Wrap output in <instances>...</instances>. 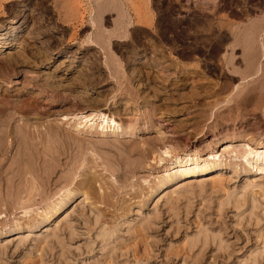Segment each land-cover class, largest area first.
<instances>
[{
    "label": "rangeland",
    "instance_id": "rangeland-1",
    "mask_svg": "<svg viewBox=\"0 0 264 264\" xmlns=\"http://www.w3.org/2000/svg\"><path fill=\"white\" fill-rule=\"evenodd\" d=\"M142 1L0 0V27L20 30L0 56V264H264V163L242 156L255 133L264 143V117L215 116L233 104L230 93L206 96L216 107L199 115L192 92L224 81L223 53L261 45L264 0ZM104 31L124 63L144 62L141 85L130 73L120 85L87 41ZM155 51L170 53L162 69L197 67L199 84L161 79ZM50 80L67 90L57 94ZM97 112L121 128L79 117ZM167 148L226 165L175 178Z\"/></svg>",
    "mask_w": 264,
    "mask_h": 264
},
{
    "label": "bare ground",
    "instance_id": "bare-ground-1",
    "mask_svg": "<svg viewBox=\"0 0 264 264\" xmlns=\"http://www.w3.org/2000/svg\"><path fill=\"white\" fill-rule=\"evenodd\" d=\"M147 2H148V0H147ZM108 4H109V2H108ZM145 4H146L147 7L145 9L143 7L144 10L141 7H139V6H135V7H138L137 8L138 10H140L139 8H141V10H142L141 16L142 15L143 16L144 15H147V16L150 15L149 18L150 19H153L154 13L152 11H150V9H148V6H149L148 4L149 3L148 4L147 3H144V5ZM138 5H140V3ZM141 5H143V3H141ZM102 8H104V7H102ZM101 12H103V11H101ZM139 13H140V11H139ZM143 18H145V17H143ZM97 19L96 18H92V20L90 22L92 23V25L94 27H98V25L101 23L99 27H102L101 26L102 25V22H100V20H102V18H100V20L99 19L97 20ZM147 21L149 22V20H147ZM148 24L150 25V23H148ZM121 25H122V23H121ZM124 28H126V26ZM121 34H122V32H121ZM112 35H114L113 31L112 32H108V33H107V31H104L101 34L99 33L98 35L90 34L88 36V38H87V41L88 42H91L92 45L95 44L96 46H99L102 49V52H104V54L100 50L99 51L101 52V54H103V61H104V58H106V60H107V61L105 60L107 62L106 65H108L109 67H111V64H112V66H114L116 68L117 73H115V74L120 75L119 76V80H118L120 82L119 83L120 85H122V83L125 82V80H127V79H125L124 81H120L121 79H124V77L126 78V75H128V73L133 74V75H136L135 78L138 79V83L140 84L141 83V80L139 79V73H140V71H139V68H138V64H141L143 61L140 58V60L142 62L141 61L138 62L139 61V57H137V55H136V57L133 56V59L130 58V60L128 61L129 63H124L125 61L122 58H120L118 55H116L113 50H110V46L109 45H110V43H112V38H113ZM19 37H20V30H19V27L18 26H14L13 28H11V32H9V34L8 33L6 34V32L4 31L3 28L0 29V56L1 57H2L3 54H6L10 49H12L13 47H16L17 46V41H18V39H20ZM260 42H261V45L260 46L259 45L258 46H250V48H246L244 50L243 54L242 55L240 54L241 56L238 55V52H235V51H231V52L229 51V52L223 53L222 54L223 55L222 56L223 62L219 66H221L220 69H223L224 71L221 70V72H219V73H220L221 76H223L224 81L222 83L218 84L216 87H213L212 90H211V87L208 86L206 83H203V84L200 83L199 84V81H198L199 79L197 80V77L199 75L201 76V74H200V72H199V70H198L197 67H195V68H186L184 66V67L181 68V67H178L176 64H173V62H171V63H168V64L166 63L167 65L166 64L165 65L163 64V66H162L163 69L160 68V65L158 63H161V61L162 62L163 61H166V60H168V58H170V53H167L165 51L159 52V53H156V51H155V54L152 55V57H151L150 66L155 68L156 66L159 65L158 67L160 68V70H162V73L160 71H158L160 73L159 76H160L161 79L164 76L167 77V79H169L168 77H170L174 73V75H177V77H182L183 79L191 80V82L198 83L199 84L198 87L200 89H203L205 91V93H206V95H203L202 96L201 95L202 93L200 94V91H199L200 89H198L197 86L195 85L196 83L195 84L192 83L193 86L194 85L196 86V88L194 86V88L192 90V92H193V99L194 100H198L197 102H195V105H200L203 108L201 110V112L198 113L199 115H200V113L201 114H204V112H207L208 109L210 110V108H212V107H214L216 105V104H213L211 101L210 102H207L205 100V97L206 96H207V98L208 97H216L217 99H219V98H225V97H227V95H228L227 93H230V96L227 97V100L225 98V101H227V102L233 101V104L226 105V107L223 108V109H221V110L218 109L217 114H215V116H219V115H221V117L224 116V119L226 121H228V120H230L231 117L232 118L234 117V119H235V118L239 117L240 115H243L244 114V123L247 124L249 121H252V122H254V124L258 125V123L260 122V119L264 117V38H261ZM48 57H49V55H48ZM47 67H49V66H47V65L44 66V68H47ZM225 67H227V69ZM149 69H151V68H149ZM228 69H229V71H228ZM145 70H146V68H145ZM172 70H173V72H171ZM217 70H218V68H217ZM153 72H156V71L153 70ZM96 74H97V72H96ZM152 75H154V73H152ZM157 75L155 73V75H154L155 78H159V76H157ZM51 77L54 80V77L53 76H51ZM87 78H89V77H87ZM116 79H118V78H116ZM238 79H241V82H239V83L236 84V80H238ZM157 80H160V79H157ZM50 81L51 82H48L49 85L54 89L53 91H55L57 94L59 92H64V91L67 90L65 88V86L62 84L63 82L62 83H58V82H56V80L55 81L50 80ZM153 82H155V81H153ZM160 82H162V81H160ZM176 84H177V82H176ZM177 88H179V87H177ZM176 93H179V92H176ZM172 94H174V92ZM53 95H55V94H53ZM179 95H180V97H181V95L184 97V94H182V93H180ZM178 99H179V97H178ZM93 106H94V104H93ZM215 109H217V108H215ZM215 109H213V110H215ZM238 110L240 111V113H238L236 116L235 115L233 116L234 112L235 111L238 112ZM7 111H8V109H7ZM4 112H6V111H4ZM206 114H205V116H206ZM91 115H81L79 117H80V119L84 120V122H87V121L91 122L92 123L91 124L92 126L95 125V123H97L99 121L100 124H101V126L103 127L102 129H108V128H110L112 131H115L116 132L117 129L121 128V124L118 123V121L115 118L109 117L105 113H98L97 112V113H95L94 116L93 115L91 116ZM248 128H250V129L253 128V125H246L244 127V131L247 132ZM255 134H256L255 136H257L256 138H259L260 139V137H261L260 135L262 133L261 134L255 133ZM244 137H245V135H244ZM256 138H253V136H252V138H249L251 141L245 140L244 143L242 144L243 149H244L243 150V154H242L243 158L248 159L247 161H248L249 165L254 162L255 163L254 166L258 162L264 163V145H262L263 141H259ZM163 153L166 154V155L171 156V152H170V149L169 148H167L166 150H164ZM252 156H253V159H252L253 161L251 160V157ZM172 158L173 159H172L171 163L168 165V168L167 169L168 170L177 169V171H176L177 173L175 175L173 174L175 176V178H177V177H181V178L182 177H186L187 178L189 176L190 177L191 176H195L196 174H202V173L207 172V171H209L211 169L219 168L223 164L226 165V163H222V162H218V161H213V160L212 161L211 160L209 161L206 158L203 159L201 157L200 152L197 151V150L196 151H193V152H186V153H183V154H180V155H176V156H174ZM229 166L232 167L233 170H236L235 169L236 168L235 167V164L230 163ZM167 169H166V171H167ZM244 195H245V192H244ZM245 201H242V203L243 202L245 203ZM51 211L53 213V210H51ZM205 235L207 236V232L205 233ZM111 236H112V233H111ZM105 237H108L107 236V233L105 234Z\"/></svg>",
    "mask_w": 264,
    "mask_h": 264
},
{
    "label": "crops",
    "instance_id": "crops-1",
    "mask_svg": "<svg viewBox=\"0 0 264 264\" xmlns=\"http://www.w3.org/2000/svg\"><path fill=\"white\" fill-rule=\"evenodd\" d=\"M109 6H111L113 8V5H109ZM109 6H107V7H109Z\"/></svg>",
    "mask_w": 264,
    "mask_h": 264
}]
</instances>
